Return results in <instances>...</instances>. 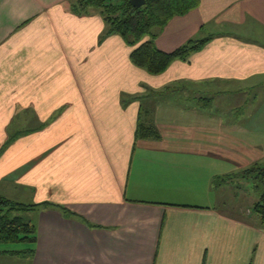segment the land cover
<instances>
[{"label": "crops", "instance_id": "0c3cea01", "mask_svg": "<svg viewBox=\"0 0 264 264\" xmlns=\"http://www.w3.org/2000/svg\"><path fill=\"white\" fill-rule=\"evenodd\" d=\"M73 1L0 0V196L44 206L27 212L34 255H0L264 264L262 220L226 194L264 167V0H200L173 18L160 50L212 39L160 75L135 66L100 12L78 15ZM208 91L236 104L212 109L193 96ZM140 125L159 137L139 138Z\"/></svg>", "mask_w": 264, "mask_h": 264}, {"label": "trees", "instance_id": "16d2710c", "mask_svg": "<svg viewBox=\"0 0 264 264\" xmlns=\"http://www.w3.org/2000/svg\"><path fill=\"white\" fill-rule=\"evenodd\" d=\"M199 4L200 0H146L144 6L136 8L130 0H76L72 2L71 9L78 15L98 10L105 20L106 34H118L134 48L131 53L132 63L149 74L160 75L175 61H187L212 39H191L173 52H164L156 45L159 34L173 18L187 15L197 9ZM137 136L154 139L159 134L152 128L140 125ZM240 177L253 180L259 198L253 211L264 224V167L254 166L243 171ZM43 207L13 202L0 196V242L25 243L29 249L13 253L33 256L38 242L37 227L30 221L25 222L21 213Z\"/></svg>", "mask_w": 264, "mask_h": 264}, {"label": "rangeland", "instance_id": "374dc122", "mask_svg": "<svg viewBox=\"0 0 264 264\" xmlns=\"http://www.w3.org/2000/svg\"><path fill=\"white\" fill-rule=\"evenodd\" d=\"M118 1V0H116ZM96 10V9H95ZM212 88L218 89V85L213 86ZM234 88L231 87V89ZM193 96L201 97L202 99H207L210 103H208V108L212 109H224V108H232L236 104V99L232 97H224L218 96L216 93L209 92H196ZM245 97L253 98L251 95H244ZM263 96V91H260V97ZM259 99V98H257ZM254 101L253 99L251 100ZM259 102V101H258ZM257 104V103H256ZM258 105V104H257ZM255 107V105H253ZM252 108V104L249 107L244 108L245 112ZM229 196V199L233 202H236L239 206L245 207L247 209H254V203L258 200V195L255 190V184L252 179H245V180H236L234 182H230V188L226 193ZM23 220L25 222L29 221L30 219L33 220L35 215H29L28 213H21ZM29 249V245L25 243H6L0 242V252L1 251H26ZM0 264H31L23 257L22 259L13 258L10 256H1L0 255Z\"/></svg>", "mask_w": 264, "mask_h": 264}, {"label": "water", "instance_id": "95a60500", "mask_svg": "<svg viewBox=\"0 0 264 264\" xmlns=\"http://www.w3.org/2000/svg\"><path fill=\"white\" fill-rule=\"evenodd\" d=\"M130 3L136 8H141L146 4V0H130Z\"/></svg>", "mask_w": 264, "mask_h": 264}]
</instances>
